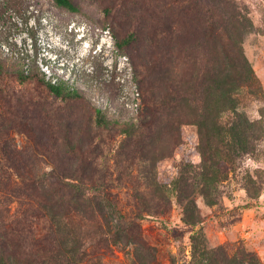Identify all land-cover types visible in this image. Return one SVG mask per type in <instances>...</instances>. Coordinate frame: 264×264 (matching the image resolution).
Listing matches in <instances>:
<instances>
[{
    "label": "rangeland",
    "instance_id": "rangeland-1",
    "mask_svg": "<svg viewBox=\"0 0 264 264\" xmlns=\"http://www.w3.org/2000/svg\"><path fill=\"white\" fill-rule=\"evenodd\" d=\"M72 1L80 10L73 11L54 0H0V53L8 69L0 76V217L4 219L31 208L33 197L21 187L19 175L38 183L48 178V172L65 158L62 148L67 129L75 132L72 136L77 147L93 149L108 167L111 178L104 195H112L116 205L110 211L129 213L136 209L132 194L143 189L148 172L128 164L134 148L125 141L121 129L134 118L139 119L146 79L160 82V77L170 76L178 80L191 68L178 53L173 58V53L167 52L163 70H148L155 46L152 33L174 27V19L183 15L179 12L181 5L190 3L205 12L208 2L125 0L127 11L123 12L117 11L123 0ZM234 1L250 21L246 27L238 26L236 32L243 38L245 55L264 91V0ZM133 31L138 39L132 45L118 47L116 37L122 40ZM194 44L191 34L183 32L174 48L187 51ZM19 64L35 67L34 72L46 80L63 79L80 94L57 95L38 78L21 83L15 76ZM152 87L159 90L158 84ZM242 93V108L250 118H260L264 100L247 90ZM98 107L121 123L98 127ZM157 129L158 135L162 131V138L150 144L144 156L137 152L136 161L154 163L158 180L171 187L168 210L145 213L139 219V242L123 237L117 243L103 242L93 235L85 241L86 247L82 246L87 256L96 263L97 252L106 264H201L204 258L199 254L195 257L191 239L200 232L204 243L200 247H244L255 252L264 264V139L242 154L233 167L224 165L228 177H221L215 185L212 202L197 196L203 221L191 225L183 220L173 181L183 165L202 162L199 126L193 122L181 124L180 131L175 132L177 144L170 121L165 119ZM101 140L104 143L98 145ZM95 193L102 196L103 192ZM56 214L57 245L70 247L75 235L67 229L66 219ZM111 219L112 227L104 226L106 231L125 225L118 212ZM90 229L94 231V226ZM84 237L76 233L77 240Z\"/></svg>",
    "mask_w": 264,
    "mask_h": 264
},
{
    "label": "trees",
    "instance_id": "trees-1",
    "mask_svg": "<svg viewBox=\"0 0 264 264\" xmlns=\"http://www.w3.org/2000/svg\"><path fill=\"white\" fill-rule=\"evenodd\" d=\"M54 1L73 11L80 10L72 0ZM117 11H127L125 0ZM179 12L183 15L174 19V27L152 33L151 41L155 46L147 69L163 70L167 64L166 54L171 52L173 58H177L178 53L180 59L188 62L190 71L178 80L170 76L160 77V82L146 79L142 85L144 97L139 119L134 118L130 125L121 129L125 141L134 148L128 164L130 167L141 166L148 172L144 176L143 189L132 194L136 209L129 213L110 211L109 208L116 205L112 195H104L111 178L108 167L105 165V168L93 149L77 147L72 136L75 132L67 129L68 134L63 137L65 149L62 148L65 158L48 172V178L38 183L19 175L23 180L21 187L29 191L34 201H31L30 209L15 217H0V264H106L99 253L95 252L98 261L94 263L87 256L88 251L82 249L93 235L103 242H116L120 237L139 242V219L145 213H164L171 204V187L158 180L153 172L155 164L144 165L136 161L137 152L144 156L150 150V144L162 138V131L158 135V129H154L165 119L170 121L175 144L178 136L175 132L180 131L181 124L193 122L199 126L202 162L194 166L183 165L173 181L183 208V220L191 225L203 221L197 196L202 195L212 202L215 185L228 177L224 165L233 167L242 154L255 149L256 143L264 139V107L258 119L250 118L242 108L245 90L264 100L261 82L245 55L243 38L236 32L238 26H248V17L234 0H208L205 12L200 6L187 3L180 6ZM183 32L190 33L195 44L187 51L184 47L176 51L174 46L178 45ZM137 39V33L133 31L122 40L116 37V43L124 48ZM6 64L7 60L0 53V76L8 70ZM34 68L19 64L15 71L17 80L25 83L38 78L57 95L80 94L63 79L53 81L39 77ZM155 84L159 90L153 89ZM96 112L98 127L121 123L119 119L109 118L99 107ZM103 143L101 140L98 145ZM98 190L103 192L102 196L95 193ZM115 212L125 225L106 231L104 226L112 227L111 217ZM56 213L66 219L67 229L75 235L76 241L70 247L57 245L58 228L53 222ZM77 232L79 236L85 235L80 241L76 238ZM116 236L119 239H115ZM201 236L200 232L191 236L195 257L199 254L204 258L201 264H261L258 255L244 247H200L204 244Z\"/></svg>",
    "mask_w": 264,
    "mask_h": 264
}]
</instances>
